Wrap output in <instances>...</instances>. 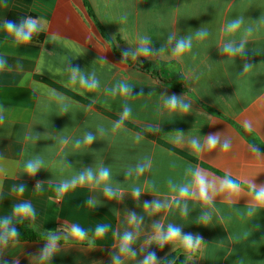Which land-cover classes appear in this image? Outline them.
<instances>
[{"label": "crops", "instance_id": "obj_1", "mask_svg": "<svg viewBox=\"0 0 264 264\" xmlns=\"http://www.w3.org/2000/svg\"><path fill=\"white\" fill-rule=\"evenodd\" d=\"M30 15L44 32L40 43L4 27ZM237 19L240 28L228 32ZM189 37L191 49L175 54ZM241 43L242 55L224 51ZM0 63V219L42 235L2 248L0 264H143L152 253L156 264L175 253L186 264H264V207L253 206L249 187L264 185V0H0ZM81 76L98 86L88 89ZM173 95L188 112L168 108ZM214 134L219 142L208 149ZM36 160L31 176L26 165ZM101 168L110 178L97 182ZM88 170L95 179L58 191ZM196 172L213 186L210 201L198 194ZM226 178L238 194L220 190ZM21 203L35 216L14 214ZM169 225L202 237L200 245L177 238L161 246ZM125 233L129 252L120 251ZM53 236L57 250L43 259Z\"/></svg>", "mask_w": 264, "mask_h": 264}, {"label": "clouds", "instance_id": "obj_2", "mask_svg": "<svg viewBox=\"0 0 264 264\" xmlns=\"http://www.w3.org/2000/svg\"><path fill=\"white\" fill-rule=\"evenodd\" d=\"M241 23H242L241 19H237V20L232 21L227 26V31L228 32H235L236 30H238L240 28ZM4 27L8 32L14 34L15 38L18 41H22V42L30 41L32 39L33 35L40 31V28L38 26L37 21L32 19V18H27V19L23 20L19 26H17L13 22L9 21L4 25ZM205 34H206L205 32L201 31V32L197 33V36L203 37ZM191 47H192V41H191L190 37L189 38H181L176 43L175 54H182L185 51L190 50ZM141 51L146 53L147 49H141ZM224 51L229 53V54H232V55H242L244 53L245 49H244L243 43H241V45L239 47H235V46L229 44V45L225 46ZM0 67H2V63H0ZM251 67L252 66L250 64H245L244 70L247 72L250 70ZM71 73H72L71 79L73 82H75L77 75L79 73V69L73 68V69H71ZM80 83L82 85L86 86L90 90L94 89L98 86V82L95 79L88 81L83 76L80 77ZM120 91L123 94H128L130 92V88L127 85H121ZM167 106L171 110L179 109L185 113L188 112L189 108H190V105H188L187 103H184L175 95H173L167 99ZM129 115H130V111L128 109H126L123 112L122 119L127 118ZM248 127L250 128V125ZM94 139H95V137H93L91 134H87L84 138V141L87 144H91ZM218 142H219V134L209 135L207 137L208 149H214L217 146ZM193 143H194V146L196 147V149L199 151L200 150L199 144L195 141ZM77 146H79V142H77ZM222 147L225 151H227L230 148V143L225 141V143L223 144ZM256 151H259V150L256 149ZM40 167H41V161H39V160L30 161L26 165V172L29 175L34 176L37 173V171L40 169ZM138 171L142 173L144 171V168L139 167ZM109 178H110L109 170L107 168H101L99 170V173H98V181L97 182L107 181V180H109ZM86 179L89 181L95 179V176L91 170H88L86 173L81 174L78 178L73 179L71 181V183H67V182L62 183L59 186L58 191L60 193L67 192L70 187L75 186L77 183L82 184L85 182ZM195 183L198 186L199 196L201 198H203L205 201H210L209 189L213 186L209 184V182L207 181L205 176L200 174L199 172H196L195 173ZM37 187L39 188V184L37 185ZM249 187H250V189L253 193V196H254V205L253 206L254 207H264V185L257 187L253 183ZM224 189H230L232 192L238 194L240 191V185L238 183H236L235 181H233L232 179L226 178L222 181V183L220 185V190H224ZM18 191L20 193H23V191H24L23 186H20ZM104 194L109 198H112L116 195L113 192V190L111 189V187H108V186H105ZM134 194L138 197L140 194L139 189L135 190ZM189 195H190V192H189V189L187 187H181L179 189V196L188 197ZM146 207H149V205L146 204ZM151 207H153L155 210L158 211L161 208V205L159 202H153ZM183 211H184V214L186 215L187 214L186 206H185ZM13 213L16 215L24 216V217H34L35 216V210L32 208L31 204H29V203H21V204L14 206ZM132 219L135 220L134 215H133ZM200 219L203 223L206 224L210 221V216H208L207 214H204L201 216ZM9 224H10V221L8 219L3 220V222H2V226L5 228V234L3 236H0V241H3L5 244L7 243V240L9 237H15L17 235V232L14 228H8ZM71 231H72V234L74 237L79 238L81 240H83L87 235L86 232L82 228H80L78 225H72ZM105 231H106V229L104 227H97L96 234L102 235ZM177 238H180L182 240L183 244L188 249L197 248L202 241V237H200L198 235L193 236L190 233H187V234L182 233L180 228L175 227L173 225H169L167 233L158 237V241L160 242L161 246H163L164 242L172 241V240H175ZM122 239H123V243L121 245L120 251L121 252H129L130 249L128 247V244L133 239L131 233H125L123 235ZM56 245H57V238L53 236L48 241L44 251L42 252V254H41L42 258L43 259L50 258L51 255L57 250ZM132 255H135V253H132ZM116 264H119V261H117ZM143 264H156L155 254L154 253L150 254V256L145 259Z\"/></svg>", "mask_w": 264, "mask_h": 264}, {"label": "trees", "instance_id": "obj_3", "mask_svg": "<svg viewBox=\"0 0 264 264\" xmlns=\"http://www.w3.org/2000/svg\"><path fill=\"white\" fill-rule=\"evenodd\" d=\"M91 14L93 15L92 12ZM30 16L31 18H34V15ZM44 36V32L40 28V31L35 33L30 41L40 43L44 40ZM3 220L5 219H0V236L5 234V228L2 226ZM8 228H14L17 232V235L15 237H9L6 244L3 241H0V250L13 242L36 241L42 237V235L36 229H34V227L26 222L10 221ZM160 264H186V259L183 255L175 253L166 257Z\"/></svg>", "mask_w": 264, "mask_h": 264}]
</instances>
